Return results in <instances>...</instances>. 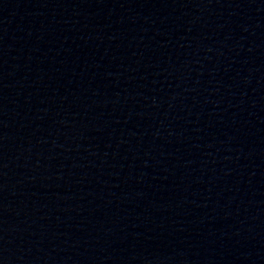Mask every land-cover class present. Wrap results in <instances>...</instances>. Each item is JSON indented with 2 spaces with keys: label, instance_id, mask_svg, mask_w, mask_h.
I'll return each instance as SVG.
<instances>
[{
  "label": "water",
  "instance_id": "1",
  "mask_svg": "<svg viewBox=\"0 0 264 264\" xmlns=\"http://www.w3.org/2000/svg\"><path fill=\"white\" fill-rule=\"evenodd\" d=\"M0 264H264V0H0Z\"/></svg>",
  "mask_w": 264,
  "mask_h": 264
}]
</instances>
